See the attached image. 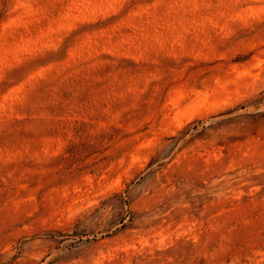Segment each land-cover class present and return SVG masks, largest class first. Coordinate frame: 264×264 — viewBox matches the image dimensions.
I'll use <instances>...</instances> for the list:
<instances>
[{
    "label": "rangeland",
    "instance_id": "374dc122",
    "mask_svg": "<svg viewBox=\"0 0 264 264\" xmlns=\"http://www.w3.org/2000/svg\"><path fill=\"white\" fill-rule=\"evenodd\" d=\"M0 264H264V0H0Z\"/></svg>",
    "mask_w": 264,
    "mask_h": 264
}]
</instances>
